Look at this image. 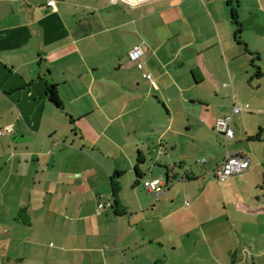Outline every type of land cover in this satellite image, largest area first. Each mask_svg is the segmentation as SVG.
Here are the masks:
<instances>
[{"label": "crops", "instance_id": "1", "mask_svg": "<svg viewBox=\"0 0 264 264\" xmlns=\"http://www.w3.org/2000/svg\"><path fill=\"white\" fill-rule=\"evenodd\" d=\"M55 1L0 0V264H264V0ZM223 143L252 163L219 181Z\"/></svg>", "mask_w": 264, "mask_h": 264}, {"label": "built area", "instance_id": "2", "mask_svg": "<svg viewBox=\"0 0 264 264\" xmlns=\"http://www.w3.org/2000/svg\"><path fill=\"white\" fill-rule=\"evenodd\" d=\"M154 0H112L114 3H121L127 6H137L141 4H145L148 2H152ZM47 5L49 7H55V0H47ZM130 57L137 61L138 67L140 69L144 68V62L141 59L143 54L142 47L137 45L130 51ZM144 76L148 80H153V75L149 72H145ZM250 108L249 103H240L236 102L233 106L232 113L222 115L216 119L215 122V130L222 134L227 141L234 139L235 130L233 126V116L235 114L241 113ZM13 125L5 126L0 130V135L9 134L13 132ZM252 163L251 158L240 151H227L224 159L220 163V165L215 170V177L219 181H226L232 176L243 174ZM174 179H171L170 174L167 176H146L142 179V183L145 188L157 197H161L169 186V182ZM110 201L100 200L97 207V213H100L101 210L106 207V205H110Z\"/></svg>", "mask_w": 264, "mask_h": 264}, {"label": "rangeland", "instance_id": "3", "mask_svg": "<svg viewBox=\"0 0 264 264\" xmlns=\"http://www.w3.org/2000/svg\"><path fill=\"white\" fill-rule=\"evenodd\" d=\"M249 102H250L249 100H246L244 103H249ZM249 104L251 105V107L254 111L253 113H257L258 110H257V108H255L253 106L252 102H250ZM255 126H256V121L255 122L253 121V124H251V128L253 127L252 129H253L254 133L256 134L260 130V128L259 127L256 128ZM241 141H245L246 146L244 147V150L249 152L252 160H264V130H262L261 139L250 140L246 136V139L241 140ZM239 144H240V142H239ZM222 145H223L225 151H231V144L230 143L228 144L227 148L225 147L226 145L224 143ZM186 150H188V149L186 148ZM182 152H185L184 148H182L181 153ZM203 157L206 158V156H196V154L193 155L192 153H190V155L186 154L187 159H185V160H187V162H189V164H190L191 162L196 161V160H198V161L203 160L204 159ZM195 163L196 162H193L192 165H194ZM217 182H219V181H217ZM246 264H254V262L253 261H249V262L246 261Z\"/></svg>", "mask_w": 264, "mask_h": 264}, {"label": "trees", "instance_id": "4", "mask_svg": "<svg viewBox=\"0 0 264 264\" xmlns=\"http://www.w3.org/2000/svg\"><path fill=\"white\" fill-rule=\"evenodd\" d=\"M49 97L50 99L58 106H61L62 105V101L60 99V96H59V91H58V88L56 85H52L50 88H49ZM137 174H138V177L143 179L144 176L143 173L140 171L139 168H137ZM118 175H119V172H118ZM120 183L118 180H113V194H114V199H115V202L118 204V195H119V192H120Z\"/></svg>", "mask_w": 264, "mask_h": 264}]
</instances>
